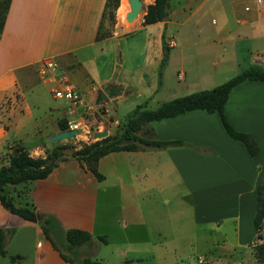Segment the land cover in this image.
I'll use <instances>...</instances> for the list:
<instances>
[{
    "label": "crops",
    "instance_id": "0c3cea01",
    "mask_svg": "<svg viewBox=\"0 0 264 264\" xmlns=\"http://www.w3.org/2000/svg\"><path fill=\"white\" fill-rule=\"evenodd\" d=\"M107 3L11 0L0 33V167L8 164L10 152L17 146L32 157H44L57 144L50 137L61 131L59 121L79 115L81 109L73 108L71 113L69 102L55 98L50 83L39 75L48 59L57 63L49 74L64 72L90 103L95 104L98 90L106 84L116 87L108 102L100 104L105 116H112L113 127L138 105L155 108L150 106L158 102V85L172 75L179 81L206 79L217 75V70L208 71L211 66L216 69L225 61L234 63L236 74L253 65L262 67L258 58L264 57V0H169L164 19L144 24L142 16L123 36L135 35L136 39L121 48V63L112 55L121 41L115 40V30L109 34ZM125 55L136 58L146 88L135 87L131 73L123 69ZM117 65L122 70L114 75ZM196 90L167 95L159 104ZM224 114L235 130L254 137L259 148L256 155L251 156L240 141L226 133L216 112L191 110L147 125L151 138L180 144L109 153L98 161L102 181L68 158L45 177L26 179L14 187L36 212L53 216L65 229L78 228L91 235L100 205L106 213L112 207L108 201L100 204V185L107 196L115 189L120 199H126L117 205L123 212L139 195L156 208L149 211L152 220L165 223V231L172 232L175 219L168 213V191L161 193L164 196L158 204V184L160 176L176 173L191 205L194 203L190 214L188 202L190 221L223 223L245 216L234 227L236 243L232 245L235 254H245L255 229L252 222L249 234L246 222L248 217L254 219L256 188L264 175V83H238L228 95ZM184 203H178L179 219ZM0 226L15 229L6 250L22 257L11 261L0 255V264H70L45 236L39 221L11 213L1 202ZM181 226L183 231L188 228L184 223ZM161 229L156 232L163 233Z\"/></svg>",
    "mask_w": 264,
    "mask_h": 264
},
{
    "label": "rangeland",
    "instance_id": "374dc122",
    "mask_svg": "<svg viewBox=\"0 0 264 264\" xmlns=\"http://www.w3.org/2000/svg\"><path fill=\"white\" fill-rule=\"evenodd\" d=\"M142 1L144 2L145 12L149 0ZM119 4L120 6L118 5L119 8H116L117 10L112 8L109 9V12H113L114 14L113 19L108 16L110 24L109 34L115 30L117 32V38L115 40L120 38L118 42L121 41V46L118 48L116 47L112 53L116 63H121L122 56L119 55L121 48L124 47V49H126L125 46H129L128 43L136 39L135 35L123 36L132 30L134 24L138 22L144 14H140L138 19L134 22H127L126 14L130 10L129 4L127 0H119ZM106 31L105 34L108 33L107 29ZM132 49L134 48L132 47ZM124 64L125 66L123 69H127V71L131 73V81L135 87L140 89L146 88V83L140 79L142 70H139L138 68L140 65H136V58L125 55ZM128 65L130 68H127ZM235 69L234 63L225 61L223 65H217L216 69H213L211 66V69L209 68L208 71L211 70L212 72H215L217 70V72L214 73L217 75L207 77L206 79H187L179 81L175 75H172L170 79H164L161 84L158 85L159 90L155 95L158 102H156V104H151L154 106L150 107H157L160 98L167 95H176L183 89L195 90L218 85L236 75ZM121 70L122 67L117 65L114 70V75ZM103 119H106V127L110 129V134L118 129L117 125L114 127L110 125L112 116H105ZM61 142H71L72 144L77 145L80 144L81 141L68 139L62 140ZM158 187L160 189L158 192L160 202H158V204L162 203V196H164L161 193L166 190L168 191L166 196L169 199V210H167L168 213L170 211V214L174 215V231L166 232L165 227L167 225L165 223H157L152 220L154 215L151 216L149 211L155 210L156 208H151L148 199L145 197L141 200L138 195L135 200L131 198L127 199V201L131 199V202H128L131 206L124 208L123 212L117 205L118 202H126V199H120L119 192L115 189L109 190L107 196V193L105 194L101 190V188H104L103 185H100V193H98L100 204L108 201L111 203L112 207L108 213H106L102 210L100 205L96 230L91 236L90 243L82 245L76 252H72L67 248L64 236L60 232L53 233L54 242L64 254L72 259L74 264H83V259L85 257L89 258L92 261V264H188L189 256L192 255H205L208 258H212L216 264H229L232 261L242 259L244 261H250L248 250L244 252L245 254H235L232 246L236 243L234 227L239 221H243L245 216L240 214V217H234L231 222L219 223L216 221H210L195 224L189 219L191 207L192 210L194 209V203L192 202L191 205V202L188 200L186 192L180 184L179 176L176 173L169 175L168 178L160 176ZM125 198H128V195H126ZM182 201L185 202V210L184 214H182L179 219L176 211L178 203ZM188 202H190V214L187 213ZM125 209L128 211V214H124L126 213ZM105 214H108V216ZM162 214L165 215L166 213ZM252 219L253 218L248 217L246 222L249 228V234L253 231ZM57 223L62 230H67L63 228L58 221ZM182 223L185 224V228L188 225V228L184 231L182 230ZM161 227L164 228V231L163 233L158 234L156 230L161 229ZM224 231L226 234L225 236L223 234ZM160 255H162V258L159 260Z\"/></svg>",
    "mask_w": 264,
    "mask_h": 264
},
{
    "label": "trees",
    "instance_id": "16d2710c",
    "mask_svg": "<svg viewBox=\"0 0 264 264\" xmlns=\"http://www.w3.org/2000/svg\"><path fill=\"white\" fill-rule=\"evenodd\" d=\"M168 1L154 0L152 4L147 5L143 15V23H154L164 19L167 13ZM10 2L11 0H0V33L5 23ZM107 5L109 9L114 10L120 6L119 0H108ZM109 17L113 19V12H109ZM244 80H258L264 83V68L258 65L250 66L218 85L175 97L160 103L152 109L138 105L131 113L120 118L117 124L118 129L114 133L89 143L80 142L77 145L71 142L57 143L47 150L44 157H32L23 147H14L10 152L8 164L0 167L1 204L15 215L30 221H39L45 236L53 247L60 252L66 261L74 264L72 259L58 248L54 242L53 233L60 232L64 236L67 248L72 252H76L80 246L90 243L92 235L88 231L78 228L62 230L52 216L37 213L32 204L23 202L14 187L15 184L26 179L43 178L59 161L68 158L77 160L82 167L93 172L98 181H102L104 175L98 170V161L109 153L135 151L145 147H165L173 143L180 144L179 142L151 138V128L147 125L152 121H158L191 110H204L208 113L216 112L226 133L231 138L240 141L246 151L254 156L259 151L254 137L235 130L224 114V105L230 91ZM59 127L61 130H65L67 122L65 120L59 121ZM263 215L264 175L262 183L256 188V213L253 219L255 227ZM14 230L12 227L0 226V255L7 256L11 261H18L22 258L21 256L10 255L6 250L8 238L14 233ZM83 264H92V261L85 257Z\"/></svg>",
    "mask_w": 264,
    "mask_h": 264
},
{
    "label": "built area",
    "instance_id": "2783aa9c",
    "mask_svg": "<svg viewBox=\"0 0 264 264\" xmlns=\"http://www.w3.org/2000/svg\"><path fill=\"white\" fill-rule=\"evenodd\" d=\"M256 1L258 3L261 2V0ZM245 9H248V7ZM258 59L260 65L264 68V57ZM56 67L57 63L53 59H48L42 63L38 73L50 83V91L55 98H62L69 102L71 113L73 108L79 107L81 109L77 117L70 118L67 121V128L65 130H75V137L73 139L81 142L89 143L101 139L96 138L94 133L102 132L105 129L108 131V128L106 127L105 119H103L105 114L103 109L100 108V104L86 101L83 95L74 89L69 77L64 72L50 75L49 73ZM248 248L250 261L242 259L232 261L229 264H264V215L254 229V235L248 244ZM188 264L216 263L212 258H208L205 255H192L189 256Z\"/></svg>",
    "mask_w": 264,
    "mask_h": 264
},
{
    "label": "water",
    "instance_id": "95a60500",
    "mask_svg": "<svg viewBox=\"0 0 264 264\" xmlns=\"http://www.w3.org/2000/svg\"><path fill=\"white\" fill-rule=\"evenodd\" d=\"M130 5V11L126 14L127 21H133L137 18L138 14L144 10V4L142 0H128ZM144 15V14H143ZM116 87L112 88V84H106L102 89L98 90L96 94L95 104H104L108 102V96L115 93ZM108 135V131L105 129L102 132L94 133L96 138H104ZM75 137V130H61L60 132L50 137L51 141L59 143L62 140L73 139Z\"/></svg>",
    "mask_w": 264,
    "mask_h": 264
},
{
    "label": "bare ground",
    "instance_id": "6f19581e",
    "mask_svg": "<svg viewBox=\"0 0 264 264\" xmlns=\"http://www.w3.org/2000/svg\"><path fill=\"white\" fill-rule=\"evenodd\" d=\"M127 2H128V4H129V1L127 0ZM143 4H144V2H143ZM129 7H130V5H129ZM130 11V10H129ZM142 13H144V10L143 11H141L139 14H138V16H137V18L136 19H138V17L140 16V14H142ZM136 19H134L133 21H130V22H134ZM127 21V20H126ZM127 22H129V21H127Z\"/></svg>",
    "mask_w": 264,
    "mask_h": 264
}]
</instances>
